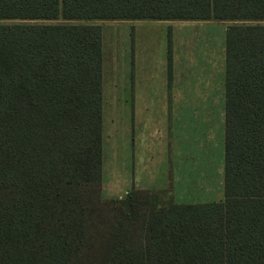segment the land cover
<instances>
[{
	"label": "trees",
	"instance_id": "1",
	"mask_svg": "<svg viewBox=\"0 0 264 264\" xmlns=\"http://www.w3.org/2000/svg\"><path fill=\"white\" fill-rule=\"evenodd\" d=\"M224 20L223 193L102 196L97 20ZM0 264H264V0H0Z\"/></svg>",
	"mask_w": 264,
	"mask_h": 264
},
{
	"label": "crops",
	"instance_id": "2",
	"mask_svg": "<svg viewBox=\"0 0 264 264\" xmlns=\"http://www.w3.org/2000/svg\"><path fill=\"white\" fill-rule=\"evenodd\" d=\"M109 23L149 24L146 26L162 23L170 24L173 31L169 36V57L167 63H161L163 70L158 84L154 82L149 86L141 101L133 100V90L128 87L124 104L127 109H158V119L165 121L161 134H164L165 147L169 149V170L175 174L179 190L176 193L171 184L150 190L159 192L165 202L223 200L225 32L222 35L205 28L215 24H221L222 28L228 22L212 19H123ZM160 36L158 33L156 40ZM161 44L164 47L165 41ZM102 45L101 37V51ZM119 105L116 104L117 107ZM120 188L124 193L147 191L146 187L133 182L126 185L118 182L117 189ZM188 192L193 196L177 201L178 193L185 195Z\"/></svg>",
	"mask_w": 264,
	"mask_h": 264
},
{
	"label": "rangeland",
	"instance_id": "3",
	"mask_svg": "<svg viewBox=\"0 0 264 264\" xmlns=\"http://www.w3.org/2000/svg\"><path fill=\"white\" fill-rule=\"evenodd\" d=\"M97 20L102 37V196L103 200L124 197L117 183L146 187H166L171 184L176 193L178 180L169 168V149L165 147V121L158 119V109L126 108L127 88L134 101H141L144 92L155 82L167 63L170 24H113ZM221 24L205 30L225 32ZM160 38L157 39V34ZM126 38V40H125ZM165 41L164 47L161 42ZM126 52V54H125ZM156 58V59H155ZM164 66V65H163ZM167 72V69H166ZM167 76V75H166ZM155 78V79H154ZM130 98V99H132ZM117 100V101H115ZM116 104H120L118 107ZM160 129L159 131L156 129ZM166 154V157H165ZM223 158V157H222ZM173 165V164H171ZM172 178V179H171ZM131 182V183H130ZM170 182V183H169ZM223 185V183H222ZM116 187V188H114ZM168 187V186H167ZM193 196L179 195L178 200Z\"/></svg>",
	"mask_w": 264,
	"mask_h": 264
}]
</instances>
